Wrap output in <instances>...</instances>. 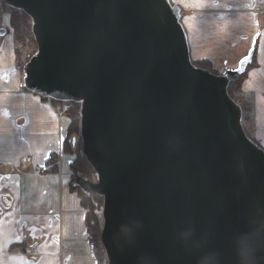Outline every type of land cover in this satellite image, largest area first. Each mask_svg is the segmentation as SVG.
<instances>
[{
    "label": "water",
    "instance_id": "1",
    "mask_svg": "<svg viewBox=\"0 0 264 264\" xmlns=\"http://www.w3.org/2000/svg\"><path fill=\"white\" fill-rule=\"evenodd\" d=\"M2 1L32 20L27 89L80 104L98 179L74 184L104 199L109 264H197L206 251L234 264L233 232L264 221V149L228 92L253 53L222 74L195 65L171 0Z\"/></svg>",
    "mask_w": 264,
    "mask_h": 264
},
{
    "label": "crops",
    "instance_id": "2",
    "mask_svg": "<svg viewBox=\"0 0 264 264\" xmlns=\"http://www.w3.org/2000/svg\"><path fill=\"white\" fill-rule=\"evenodd\" d=\"M177 3L182 9H194V15L183 22L193 58L212 60L220 72L239 66L250 54L254 37L260 31L257 66L250 69L243 88L247 96L253 97L255 126L262 131L264 12L260 13V28L256 14L248 9L249 0ZM229 17L232 18L227 20ZM3 28L6 33L0 36V264H98L88 241L81 198L73 190L75 184L71 187L73 155L63 151L69 121L51 99L27 89L16 59L10 15L4 17L0 30ZM54 153L59 155V170L39 173L35 168L45 166V170ZM6 170L9 173H3ZM58 222L63 231L50 232ZM38 223L47 230L49 239H39L41 243L36 246ZM25 225L35 231H28ZM38 251L41 257L32 260L30 255ZM48 251L53 252V258H46Z\"/></svg>",
    "mask_w": 264,
    "mask_h": 264
},
{
    "label": "trees",
    "instance_id": "3",
    "mask_svg": "<svg viewBox=\"0 0 264 264\" xmlns=\"http://www.w3.org/2000/svg\"><path fill=\"white\" fill-rule=\"evenodd\" d=\"M3 4L4 11L9 10L10 13V25L13 29V35L17 43L19 44H28L30 42L35 43V38L32 30V20L28 16L27 13H25L23 10L12 8L5 4L1 0ZM261 17L259 19V26L261 28ZM260 39V31L256 33L253 44L250 50V53H253L252 61L250 65L248 66V69L245 71L244 76L237 78L236 80H233L230 82L228 87V92L231 95V97L242 107L243 111V119L246 120L245 112L248 111V109H245L246 107L250 109H253V104L249 103L247 100L244 101V104H241L243 95H245L244 91L242 90L241 80L246 79L248 76V73L251 68H255L257 66V48L259 44ZM16 55L18 60V66L21 67L22 64H24L23 58H22V50L17 47L16 48ZM250 55V54H248ZM31 57V56H30ZM193 60V59H192ZM23 61V62H22ZM194 64L203 67V68H209L212 71L216 72L217 74H222L225 71H229L231 69L225 68L223 72H220L218 69L213 67L212 61L210 59H199V60H193ZM253 63V64H252ZM252 64V65H251ZM45 98V97H44ZM50 99V98H45ZM53 104L61 110L65 104L63 102L51 99ZM252 112V111H251ZM68 119V126L66 130L65 139L63 142V151L65 153H70L73 155V160L70 163V170H71V187L75 183L77 176L82 175L84 178H90L95 179L96 178V172L92 165L87 160L86 156L83 153L82 149V139L80 136V130H81V113H80V104L71 102L70 108L65 111L64 114ZM79 140V145L77 144L76 148H74V141ZM59 155L58 153H54L50 156L48 159L46 166L47 168L43 170L48 172L49 170L51 172H57L59 170ZM48 166H50L48 168ZM45 168V166H44ZM73 190L77 191L80 198H81V204L85 210V222H86V228H87V234H88V241L92 247V251L94 256L96 257L97 261L99 263L102 262L103 259L106 258V251L101 241V232L103 229V223L101 222L98 214L99 206L101 205V202L103 203V198L96 193H92L91 196L84 193L82 189H79L78 186L73 187Z\"/></svg>",
    "mask_w": 264,
    "mask_h": 264
},
{
    "label": "clouds",
    "instance_id": "4",
    "mask_svg": "<svg viewBox=\"0 0 264 264\" xmlns=\"http://www.w3.org/2000/svg\"><path fill=\"white\" fill-rule=\"evenodd\" d=\"M124 231L129 237L133 235L129 228ZM229 247L234 264H264V221L249 218L245 227L233 232ZM197 264H223L222 254L218 251L203 252Z\"/></svg>",
    "mask_w": 264,
    "mask_h": 264
},
{
    "label": "rangeland",
    "instance_id": "5",
    "mask_svg": "<svg viewBox=\"0 0 264 264\" xmlns=\"http://www.w3.org/2000/svg\"><path fill=\"white\" fill-rule=\"evenodd\" d=\"M255 1H258V0H255ZM171 2L173 3V4H178L177 2H184V0H171ZM264 3V2H263ZM182 4V3H181ZM179 5V4H178ZM4 7H3V4H2V2H1V0H0V25L1 24H3V21H4V17L6 16V15H10V13H9V10L7 9V11H4V9H3ZM182 9V8H181ZM194 9H191V8H186V6H185V8H183L182 9V23L184 22V19L186 20V19H189V15L191 14V15H194V11H193ZM188 11H191V12H188ZM197 18V17H196ZM196 18L195 17H193L192 16V19L193 20H196ZM232 17H229V18H227V20H230ZM193 20H190V23H192V22H195V21H193ZM198 21V20H197ZM188 23H189V21H188ZM194 26L196 25V23H194L193 24ZM4 26V25H3ZM185 27V26H184ZM12 28V27H11ZM13 30V29H12ZM190 34H192L193 35V33H189V36H190ZM35 38V37H34ZM14 40H15V38H14ZM190 41H191V39H190ZM15 43L17 44V47H19L21 50H22V58H23V61H24V64H22L21 65V67H19L20 69H21V72H22V74H23V77H24V73H23V67H24V65H25V63H27V61L30 59V56H32L35 52H36V50H37V43H36V41H35V43L34 42H30V43H28V44H19V43H17L16 42V40H15ZM195 52V51H194ZM190 54H191V57H192V59L193 60H195L194 58H193V56H192V52H191V49H190ZM249 57V55L246 57V58H244L242 61H241V63L245 60V59H247ZM22 61V62H23ZM212 61V60H211ZM212 64H213V67H215L214 66V64H216L215 62H211ZM241 63L239 64V66L241 65ZM250 65V63L246 66V69H245V71L248 69V66ZM239 66L237 67V68H239ZM236 68V69H237ZM207 69H209V68H207ZM211 72H213V73H215V74H217L216 72H214V71H212L211 69H209ZM245 71L243 72V73H245ZM241 74L240 75V77L242 76H244V74ZM244 82H245V78L244 79H242L241 80V85H242V90L244 91V93H246V91L244 90V88H243V86H244ZM231 96V95H230ZM243 99L242 100H240L242 103L241 104H244L245 102L244 101H248L249 103H252V96H247V94H245V95H243V97H242ZM244 102V103H243ZM70 108V107H69ZM68 108V109H69ZM245 109H248V111H246L245 112V114H247L246 115V120H244L243 121V125H244V128H245V130H246V132H247V134L249 135V137L250 138H252L254 141H256L263 149H264V129L261 131V129H258V128H256V126H255V112H254V109H251L250 111H249V108L248 107H246ZM67 110V108H66V105L60 110V112H61V114H65V111ZM252 111V112H251ZM263 132V133H262ZM81 136V135H80ZM77 144L79 145V140L77 141V140H75L74 141V148H76V146H77ZM10 155H8L7 156V158L9 157ZM3 168H4V166H2ZM0 170H2V169H0ZM0 172H2V171H0ZM3 173H9V171H4ZM79 176H81L82 177V175H79ZM79 176H77V178L79 177ZM0 177H1V174H0ZM84 178V177H83ZM86 179H88V180H90V181H93V182H97V174H96V178L95 179H90V178H86ZM77 180V179H76ZM76 182V181H75ZM78 188L79 189H81V187H79L78 186ZM82 191H84L83 189H82ZM84 193H86V194H88V195H90L91 196V194L92 193H94V192H90V193H87V192H85L84 191ZM98 195V194H97ZM103 198V197H102ZM103 204H104V199H103V203L101 202V205L99 206V209H98V214H99V218H100V220H101V222L103 223V213H102V211H103ZM35 225V224H34ZM41 223H38L37 225H35V226H37V227H41ZM58 225L60 226V222H58ZM29 227V226H28ZM61 228V227H60ZM60 228L58 229V230H60ZM29 231V230H28ZM51 231H54V229H51ZM101 234H102V232H101ZM60 256V253H58L57 252V257H59ZM54 257V255H53V252H51V251H48L47 252V254H46V258H53ZM106 259V258H105ZM105 259H103L102 261V263H99L98 262V264H108V262H106L105 261Z\"/></svg>",
    "mask_w": 264,
    "mask_h": 264
},
{
    "label": "flooded vegetation",
    "instance_id": "6",
    "mask_svg": "<svg viewBox=\"0 0 264 264\" xmlns=\"http://www.w3.org/2000/svg\"><path fill=\"white\" fill-rule=\"evenodd\" d=\"M264 0H258V1H255V0H249V4H248V9L250 10V11H252L254 14H256V16H257V23H259V19H260V17H261V15H260V13H262V12H264ZM256 11V12H255ZM264 25V24H263ZM2 197H5L6 198V196H2ZM4 198V199H5ZM0 213H2V211L0 210ZM28 225H25V227H27ZM59 225H58V223H57V228L56 229H54L55 230V232H57L58 231V229L60 228V227H58ZM27 230H29V231H35V228L34 227H28V229ZM63 230L60 228V233L62 232ZM36 241H35V244H36V246L37 245H39L41 242L39 241V239L40 240H45V241H47L48 239H49V233L47 232V230L46 229H41V228H39V229H37L36 230ZM50 232H51V230H50ZM58 233V232H57ZM93 252V251H92ZM41 255H42V253L40 252V251H38V252H34V253H32L31 255H30V258L32 259V260H39V258L41 257ZM106 260V259H105Z\"/></svg>",
    "mask_w": 264,
    "mask_h": 264
},
{
    "label": "built area",
    "instance_id": "7",
    "mask_svg": "<svg viewBox=\"0 0 264 264\" xmlns=\"http://www.w3.org/2000/svg\"><path fill=\"white\" fill-rule=\"evenodd\" d=\"M69 107H70V103H67L66 108L68 109ZM36 170H37L38 172H40V167L37 166V167H36Z\"/></svg>",
    "mask_w": 264,
    "mask_h": 264
},
{
    "label": "bare ground",
    "instance_id": "8",
    "mask_svg": "<svg viewBox=\"0 0 264 264\" xmlns=\"http://www.w3.org/2000/svg\"><path fill=\"white\" fill-rule=\"evenodd\" d=\"M252 64H253V63H252ZM252 64H251V65H252ZM250 110H251V109H250Z\"/></svg>",
    "mask_w": 264,
    "mask_h": 264
}]
</instances>
